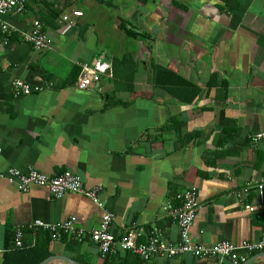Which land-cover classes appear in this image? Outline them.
<instances>
[{"label": "crops", "instance_id": "obj_1", "mask_svg": "<svg viewBox=\"0 0 264 264\" xmlns=\"http://www.w3.org/2000/svg\"><path fill=\"white\" fill-rule=\"evenodd\" d=\"M73 10L82 16L64 21ZM4 18L20 29L39 20L50 47L0 35V171L77 174L86 188H99L113 213L112 233L134 228L142 243L178 239L170 209L179 203L176 192L194 186L193 241L261 239L264 190L239 192L264 177V141L249 137L264 129V0H26ZM99 56L111 75L78 88L80 65ZM155 65L191 86L175 78L164 84L168 75L155 83ZM15 78L46 87L14 95ZM192 86L197 92L189 101ZM101 214L85 195L56 198L46 187L21 191L0 178V249L34 219L57 223L74 215L90 230ZM55 248L69 257L74 251L62 243ZM79 249L101 264L87 234ZM143 261L231 264L188 253Z\"/></svg>", "mask_w": 264, "mask_h": 264}, {"label": "built area", "instance_id": "obj_2", "mask_svg": "<svg viewBox=\"0 0 264 264\" xmlns=\"http://www.w3.org/2000/svg\"><path fill=\"white\" fill-rule=\"evenodd\" d=\"M25 2L26 0H0V35L6 39L17 36L37 50L47 49L50 47L49 39L44 25L39 20H34L33 24L27 29H20L8 23L4 18L5 15L11 12L22 11ZM82 14L81 11L73 10L70 14H63L62 19L72 23L71 16L77 17L82 16ZM80 66L75 81V85L80 89L89 88L98 82L101 74L109 73L111 75V67L103 56L82 63ZM49 84L51 85V83ZM11 87L14 95H21L39 92L46 86L42 83L31 84L20 78H15L11 82ZM249 137L254 144L264 141V129L252 133ZM0 178L14 184L21 191H26L31 185L46 187L52 196L56 198L62 197L65 193L82 194L90 198L102 210L98 226L90 230L79 226L74 215L57 223L34 219L14 229L12 243L15 247L22 245L24 231L42 229L48 232L52 240L67 236L81 242L87 234L90 240L97 245L102 258L123 251H131L143 260H147L151 255L158 253L168 258L188 253L195 258L215 257L219 263L227 260L231 264H241L246 261L249 253L264 248V233L258 241H243L240 244L228 240H220L210 245L193 241L190 237V227L199 207L194 186L176 192L175 198L179 203L170 209V215L178 226V239L176 241L150 239L147 243H142L137 241L139 232L134 228L126 230L121 235L112 233L110 226L113 213L105 207L104 200L99 197V188H86L81 178L71 171H64L58 175L50 176L34 168L21 171L9 167L6 171H0ZM254 189L258 192L264 190V177H261L254 184H247V186L241 188L239 195L245 196ZM247 207L253 210V207L249 205ZM3 251L4 249H0V253Z\"/></svg>", "mask_w": 264, "mask_h": 264}, {"label": "trees", "instance_id": "obj_3", "mask_svg": "<svg viewBox=\"0 0 264 264\" xmlns=\"http://www.w3.org/2000/svg\"><path fill=\"white\" fill-rule=\"evenodd\" d=\"M154 75L153 79L155 83H160V79L163 78L161 75H167L170 78L162 80L164 84H172L173 79L180 80L181 83L191 86V84L183 77L174 74L170 70L155 65L153 67ZM174 84V83H173ZM194 87V86H192ZM193 92L188 99L189 101L195 96L197 89L193 88ZM13 238V235H12ZM11 238V240H12ZM57 243H62V245L72 246L74 249L71 258L77 260L81 264H91L89 258L80 253L79 243L76 240L70 239L67 236H62L59 240H52L47 231L42 229L28 230L24 233L22 238V245L20 247L13 246L12 241L7 244L6 249H4L0 264H39L42 260L50 255L58 254L59 250L56 247ZM65 264V263H60ZM101 264H146L141 258L130 251H125L123 253L118 252L114 255L106 256L102 258ZM226 264V263H223ZM251 264H264V262H253Z\"/></svg>", "mask_w": 264, "mask_h": 264}, {"label": "water", "instance_id": "obj_4", "mask_svg": "<svg viewBox=\"0 0 264 264\" xmlns=\"http://www.w3.org/2000/svg\"><path fill=\"white\" fill-rule=\"evenodd\" d=\"M258 258L264 259V251L258 252L252 256H250L246 261H244L242 264H251L253 261H255ZM53 262H60L65 264H81L77 260L67 256V255H61V254H53L42 260L39 264H51Z\"/></svg>", "mask_w": 264, "mask_h": 264}, {"label": "bare ground", "instance_id": "obj_5", "mask_svg": "<svg viewBox=\"0 0 264 264\" xmlns=\"http://www.w3.org/2000/svg\"><path fill=\"white\" fill-rule=\"evenodd\" d=\"M137 255V254H136Z\"/></svg>", "mask_w": 264, "mask_h": 264}]
</instances>
